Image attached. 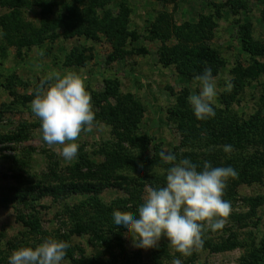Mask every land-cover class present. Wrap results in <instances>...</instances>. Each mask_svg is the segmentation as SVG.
I'll return each mask as SVG.
<instances>
[{"label": "rangeland", "instance_id": "374dc122", "mask_svg": "<svg viewBox=\"0 0 264 264\" xmlns=\"http://www.w3.org/2000/svg\"><path fill=\"white\" fill-rule=\"evenodd\" d=\"M18 1L0 0V137L10 139L4 144L7 149L0 151V264H8L16 249L35 247L45 239L59 240V235H70L78 262L83 257L80 250L85 252L83 259L113 260L118 251L109 253L110 238L107 248L90 243L93 239L88 235L70 232L73 221L63 206L85 197L60 203L52 198L39 200L37 232H30L19 221L17 209L1 201L19 185L15 180L19 173L27 178L26 185L48 177L50 165L57 164L58 173L66 177V167L80 156L102 164L113 148L131 159L156 155L161 159V152L176 155L177 161L190 156L199 162L192 161L198 171L207 161L212 167L230 166L237 173L227 179L222 196L231 204L229 215L213 218L223 219L221 229L202 231V243L186 255L165 237L151 248L134 247L130 234L124 232L131 263L173 264L178 259L180 264H253L249 256L264 251V75L256 80L241 78L250 56L241 49L240 27L250 25L253 39L264 43V1L24 0L27 4L14 18ZM201 47L213 51L217 61L212 66L203 63L198 73L195 69L189 76L186 68L193 58L185 53ZM73 54L80 55L81 65L66 64ZM205 68H211L215 77V116L198 120L187 97L198 94L200 84L194 77ZM67 71L82 78L94 112L90 130L82 129L74 141L78 153L70 162L58 155L61 145L43 141L40 119L30 108L41 80L48 73ZM227 83L232 85L230 90ZM249 120L256 127L248 136L238 137L234 131L230 141L224 138L231 126ZM189 121L203 136L200 144L191 142L186 133ZM18 137L24 139L17 141ZM141 141L148 142L144 149L138 145ZM224 145H231L232 151L225 153ZM20 161L27 162L28 169L23 163L18 168ZM169 167H152L147 174L124 170L120 176L130 179L125 187L113 179L114 186L105 187L98 198L109 204L127 201L134 193L142 204L148 188L165 186ZM209 242L232 248L213 252L205 248ZM159 249H166V256ZM65 256L61 264H75Z\"/></svg>", "mask_w": 264, "mask_h": 264}, {"label": "clouds", "instance_id": "9594fccd", "mask_svg": "<svg viewBox=\"0 0 264 264\" xmlns=\"http://www.w3.org/2000/svg\"><path fill=\"white\" fill-rule=\"evenodd\" d=\"M194 79L199 81L200 90L187 97L194 116L198 120L214 117L216 84L211 68ZM231 87V83L226 84L227 90ZM30 108L40 119L43 141L49 146L61 145L58 155L72 161L78 153L74 141L82 129L90 130L94 121L91 98L80 75L73 71L48 73L37 86ZM223 151L231 152L232 146L224 145ZM160 156L172 164L166 172L165 186L147 189L136 216L114 210L112 220L130 234L134 247L151 248L165 237L177 252L186 255L192 246L202 243V231L215 232L224 226L223 219L213 218L229 215L231 204L222 196L227 179L237 173L230 166L212 167L207 161L198 171L188 158L177 161L176 155L164 152ZM67 247L64 241L45 239L35 247L14 250L8 264H61Z\"/></svg>", "mask_w": 264, "mask_h": 264}, {"label": "trees", "instance_id": "16d2710c", "mask_svg": "<svg viewBox=\"0 0 264 264\" xmlns=\"http://www.w3.org/2000/svg\"><path fill=\"white\" fill-rule=\"evenodd\" d=\"M26 4L27 2L24 0L18 1L14 6L16 8L14 11V18H18L20 14L18 9ZM249 26L250 25H245L240 27L241 49L250 56L249 67L242 69L240 74L243 76L241 77L242 79L250 78L251 80H256L258 77L264 75V43L253 39ZM80 51L82 52V49ZM171 52L174 54L173 56H175V50L172 49ZM185 55L192 56L193 58L189 63L190 65H187L188 67L186 68L190 71L189 73H186L189 76L192 75V70L196 69L195 71L198 73L200 70L198 67L204 66L203 63L207 62L212 66L214 59L217 61L213 56L215 55L213 51H210V49L206 47L199 48V51H187ZM170 61L171 60L168 62L165 61V63L171 64ZM66 64L68 66H71L72 64L81 65L82 60L80 59V55L73 54L70 56V59L66 60ZM194 75L196 74L194 73ZM186 117L189 116L187 115ZM189 124L186 133L189 134L188 137H190V141L198 142L200 144L201 141L204 140L203 136L197 134L195 131L196 126L194 128L192 122L189 121ZM254 127H256V124L252 123V121H242L241 124L235 128L231 126L229 134H225L224 138L230 141L234 131L238 137L241 136L244 138L248 136L249 130H252ZM204 129L208 130L209 125ZM261 131L264 133V126ZM23 139L24 138L18 137L17 141ZM9 140V138L0 137V145L3 147L0 148V151L7 149L4 144ZM138 145L144 149V147L148 145V142L145 143L144 141H141ZM116 146L120 147V145H115L114 147ZM155 149H157V146H155ZM120 153L121 152L118 151L117 148H113L111 153L108 154L109 157H107L106 161L102 164H96L89 158L80 156L77 162L70 167H66V174H68L66 177L63 176L62 173H58L59 169L57 164H55L54 168H51V164L50 173L48 174L49 178L45 177L43 180H37L34 183H31L28 180L29 182H27L26 185L24 182L27 181V178L19 173L15 176V180L19 185L10 189V192L5 196L6 198H3L1 201L6 206L11 205L17 209L19 221H21L30 232H37L40 230L41 225L37 209L39 207L37 204L39 200L52 198L54 202L60 203L62 200H70L75 196L85 197V199L80 200L77 204L72 206L65 204L63 206V212L73 221V229L70 232L79 236L88 235L93 239L90 243H98L101 247L104 246L107 248L109 246L105 245V242L110 238L113 246H110L109 253L113 254V249L117 250L118 253L113 256H117L119 259L114 258L112 255L113 260H108L107 262H105V260L103 261L94 258H91V260L88 258L83 259L86 255L83 250H80L81 256L83 257H81L78 262L74 257L75 250L71 247L69 240L70 235H59V240L66 242L68 245V252L65 257L75 264H137L131 263L130 254L124 247L123 236L125 231L113 223L112 213L114 210H118L136 216L137 208L141 205L139 199H136L135 194L132 193L131 195L133 198L128 199L127 201H124L123 199L106 204L98 198V195L105 187L114 186V183L110 184L113 179L118 182L117 185L124 186V183H127V181L130 180L129 176H126L125 178L120 176V173L124 170L129 169L130 171L134 170L141 173L145 172L147 174L152 167L159 165L169 167V164L162 162L161 159L158 158V155L149 159L142 157L131 159L127 158V156L120 155ZM189 157L190 156H188V158ZM191 161H194L197 164L199 163L196 159H191ZM16 163L18 168L22 167V161ZM247 164H245V166ZM28 167L29 164L24 162L23 168L28 169ZM48 179L50 180L48 181ZM231 246V244L213 245L209 242L205 245V248L213 252H222L231 249ZM159 253L160 255L166 256L167 250L159 249ZM138 255V253L134 254V259H136V261L139 260ZM155 258L160 260V256H155ZM249 258L253 264H264V251L260 249L256 250L249 256Z\"/></svg>", "mask_w": 264, "mask_h": 264}]
</instances>
